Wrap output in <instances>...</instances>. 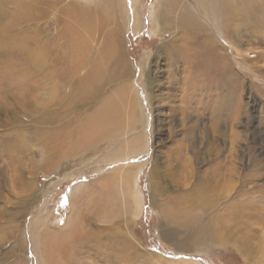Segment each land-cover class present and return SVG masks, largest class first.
I'll use <instances>...</instances> for the list:
<instances>
[{
	"label": "bare ground",
	"instance_id": "obj_1",
	"mask_svg": "<svg viewBox=\"0 0 264 264\" xmlns=\"http://www.w3.org/2000/svg\"><path fill=\"white\" fill-rule=\"evenodd\" d=\"M28 1L32 6L43 3L41 0ZM139 1L135 0L137 6ZM96 2L93 6L70 2L69 21L64 24L67 43L62 53L67 52L66 62L70 65L68 71L73 84L69 95L64 89L60 90V95L67 96V102L74 106L85 107L86 114L76 123L69 122L73 128H59L54 136H50L53 144L48 146L55 150V154L47 158L50 163L41 169L45 174H52L53 167L74 155L92 159L96 167L94 172H100L103 165L112 167L89 183H80L74 188L69 215L63 225L55 228L50 224L52 212L34 215L36 205L33 204L40 195L39 188L35 178L25 177L21 168L28 147L21 143L23 151H15L14 141L6 140L7 149L1 147L0 152L16 153L12 161L16 164L19 187L29 193L17 197L12 205H0V222L10 227L8 232H0V245L7 238L11 241L12 249L6 252L10 256L19 249L27 255L26 249H31L34 264H136L137 260L142 264L152 261L153 264H197L189 260H169L141 246L133 231V221L142 209L135 188L136 177L151 161L152 202L166 223L173 227L163 228L165 241L173 240L177 248L185 251H206L225 241L224 236L213 229L216 226L210 220L206 205L211 204L213 196H219V189L232 191L233 185L230 184L238 172L231 165L233 150L219 160L220 148L215 142V134H224L219 130L220 124L224 112L231 111L234 97L238 101L227 115V123L237 120L243 123L251 117L249 105L252 103L245 88L248 57L247 50L241 46V27L250 15L263 7L264 0H157L152 32L161 37V43L154 49L152 59L143 60L140 71L142 88L137 86L138 72L126 53V29L133 23V18L135 28H139L138 12H130L127 0ZM251 20H254L253 16ZM215 32L226 39L232 48L231 54L216 38ZM29 44L27 38L21 37L17 46L28 53L32 64L42 71V59L47 57L42 49ZM161 57L165 59L163 69L158 63ZM222 64L231 68L237 66V74L227 78L221 71ZM42 74L38 73V82L44 78ZM224 78L227 80L221 84ZM230 83L236 85L225 87ZM33 88L32 79L27 90ZM173 88L184 91L189 103L194 100L196 90L200 89L197 96L208 92L211 102L197 109L202 110L199 114L209 117V124L200 126L194 136L193 127L197 125L194 124L200 125L194 120L186 127L189 131L185 138L189 143L185 146L178 141L174 152L162 157L159 142L151 139L152 120L146 112L149 105L157 107L154 113L156 137L166 125L176 133L170 118L172 112H168L172 107L165 104L172 101L169 91ZM189 111L187 108V114ZM11 113L10 122L19 127V112ZM179 125H183L182 120ZM15 130L17 136L20 131ZM239 134H233L232 141L238 140ZM200 160L207 166L202 171L197 167ZM175 175L191 182V187L176 189V194L170 196L167 180ZM59 183L58 178L48 183L41 190L43 195ZM32 196L36 197L35 200H31ZM241 215L246 216L243 212ZM201 218L203 221L197 231H191ZM188 230L189 235L186 234ZM13 264L30 262L18 257Z\"/></svg>",
	"mask_w": 264,
	"mask_h": 264
},
{
	"label": "rangeland",
	"instance_id": "obj_2",
	"mask_svg": "<svg viewBox=\"0 0 264 264\" xmlns=\"http://www.w3.org/2000/svg\"><path fill=\"white\" fill-rule=\"evenodd\" d=\"M96 1L98 0H41L43 2L41 6H32L28 0H4L0 4L2 11L4 10V12L0 11L2 13L0 15V148L5 146L7 149L6 140L14 141L13 149L15 151L22 150L21 143L26 144L28 152L25 157L23 156L21 168L25 172V177L35 178L40 194L33 204L36 205L35 208L37 207L34 208V215L52 212L50 224L55 228L63 225L69 215L74 188L80 183H89L98 175L107 173L112 167L111 165H109L111 167L103 165L102 169L99 170L100 172H94L96 167L94 168L95 163L91 161L92 159L87 160L84 155H74L53 167L52 174H45L46 172L41 169L50 163L47 158L55 154V150L48 146V144H53L50 142V136H54V132L59 128H73L74 125H69V122L76 123L80 121L83 114H86L85 107L74 106L67 102V96L61 97L60 95L61 89L66 90L67 95H69L73 84L68 71L70 65L66 62L67 52L66 54L62 53L67 43V29L64 24L69 21L70 2L83 6H93V3H97ZM156 3L157 0H140L137 6L135 0H127L130 12L135 13L137 11L141 21L139 28H135V19L133 18V23L126 29V53L132 66L138 72L137 86H141V88L143 80L140 71L143 62L146 59H152L154 49L161 43V37L155 36V33L152 32ZM263 8L264 5L256 11V14L250 15V20L243 22V27H241L243 28L241 46L247 50L248 57L245 88L247 98L250 104L252 103L249 105L251 117L245 119L243 123L242 120L232 122L233 124L227 123L226 117L232 112L233 105L238 101L234 97L233 105L230 107L231 111L226 110L224 112V119L220 124L219 130L221 129L220 132L224 131V134H215V142L220 148L219 160H222L229 154V151L233 150L234 159L231 165L238 172V176L234 177L233 183L230 184L233 185L232 191L227 192L224 188L219 189V196H213L211 204L206 205L208 215H211L210 220L216 226L213 229L218 233L220 232L225 241L206 251H185L177 248L173 240L165 241L162 237L163 228L165 230L173 227L166 223V219L152 202L149 182L151 161L136 177L135 188L142 209L139 216L133 221L134 235L144 249L169 260H189L197 264H264ZM252 16L254 20H251ZM198 20H200L199 17ZM171 35L173 36V34ZM215 36L223 46L228 48V52L231 54L232 48L229 47L226 39L218 32H215ZM21 37L27 38L30 46L43 50L42 53L47 58L46 60L42 59V71L32 64L29 54L17 46ZM221 52L223 55L224 52ZM257 55L259 56L257 57ZM164 61V57L158 59L161 69L164 68ZM221 71L228 78L235 76L238 68L234 65L231 68L230 65L222 64ZM39 72L43 73L42 77L44 78H39L40 81L38 82L37 75ZM31 78L34 88L27 90L28 84L32 81ZM226 80L224 78L221 84H224ZM235 85L230 83L226 84L225 87L229 88ZM198 91L196 90L194 93L195 98L191 103L185 100V92L181 89L173 88L169 91L172 101L165 104L167 107H172L167 109L168 112H172L170 118L173 120L172 124H175L176 133H173V130H170L169 126L166 125L161 134L156 137L154 113L157 111V107L154 104L153 107L149 105V111L146 113L152 120L151 139L153 142L156 140L159 142V148L161 151L163 150L162 157L173 153L178 141L184 143L185 146L189 143L185 138L186 132L189 131L186 127L191 126L194 120L200 123V125L194 124H197L193 127L194 136L197 134L196 132H199L200 126L209 124V117L205 114H199L202 110L198 111L197 107L207 105L212 99L207 96L208 92L205 91L200 93V97L197 96ZM186 107L190 110L188 114ZM11 112H19L18 121L21 120L17 124L19 127L10 122ZM181 120L183 121L182 126L179 125ZM15 129L20 131H18L17 136ZM235 133L241 135L239 134V139L233 140V142L232 135ZM3 153L4 150L0 152V205L5 203L12 205L17 197H25L29 191L19 187L16 164L12 161L16 153H12V151ZM200 162H197V167L202 171L207 166L203 164V160ZM57 178L60 183L52 191L49 190L43 195L41 190H44L48 183L56 181ZM169 179L170 181L167 180V191L170 196L176 194V189L191 187V182H185L182 180V176L175 175ZM35 198L32 196L31 200H35ZM242 212L245 213V217L241 215ZM0 219H2L1 216ZM206 220L208 221V218ZM202 221L203 218L196 222L191 231H197ZM9 230L10 227L5 222H0V232H8ZM186 234L189 235L190 230ZM7 240L8 238L1 242L3 243L2 246L0 245V264H13L18 257L26 258V261L34 264L31 249H26L27 255H23L20 249L13 256L8 255L6 252L12 246L10 245L11 241L5 242ZM153 262L149 263L153 264ZM136 264H142V262L137 260Z\"/></svg>",
	"mask_w": 264,
	"mask_h": 264
}]
</instances>
